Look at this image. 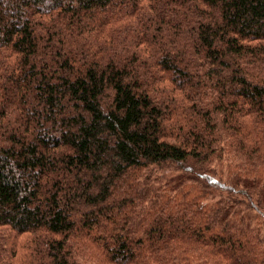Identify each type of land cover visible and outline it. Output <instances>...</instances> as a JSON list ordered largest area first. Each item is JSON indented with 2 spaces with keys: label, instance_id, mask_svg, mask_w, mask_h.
<instances>
[{
  "label": "trees",
  "instance_id": "16d2710c",
  "mask_svg": "<svg viewBox=\"0 0 264 264\" xmlns=\"http://www.w3.org/2000/svg\"><path fill=\"white\" fill-rule=\"evenodd\" d=\"M0 264H264V0H0Z\"/></svg>",
  "mask_w": 264,
  "mask_h": 264
}]
</instances>
